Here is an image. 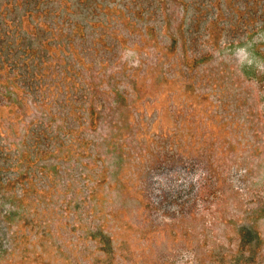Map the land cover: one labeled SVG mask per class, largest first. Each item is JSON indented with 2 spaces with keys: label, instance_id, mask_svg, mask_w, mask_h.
<instances>
[{
  "label": "rangeland",
  "instance_id": "rangeland-1",
  "mask_svg": "<svg viewBox=\"0 0 264 264\" xmlns=\"http://www.w3.org/2000/svg\"><path fill=\"white\" fill-rule=\"evenodd\" d=\"M0 264H264V0H0Z\"/></svg>",
  "mask_w": 264,
  "mask_h": 264
}]
</instances>
